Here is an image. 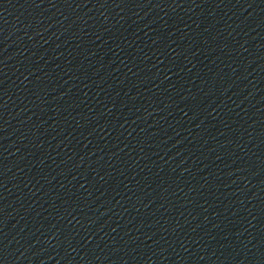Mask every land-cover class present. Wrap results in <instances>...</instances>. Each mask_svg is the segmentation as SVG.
Returning <instances> with one entry per match:
<instances>
[{
  "label": "water",
  "instance_id": "water-1",
  "mask_svg": "<svg viewBox=\"0 0 264 264\" xmlns=\"http://www.w3.org/2000/svg\"><path fill=\"white\" fill-rule=\"evenodd\" d=\"M0 264H264V0H0Z\"/></svg>",
  "mask_w": 264,
  "mask_h": 264
}]
</instances>
